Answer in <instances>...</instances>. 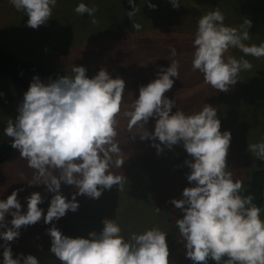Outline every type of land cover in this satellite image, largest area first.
Here are the masks:
<instances>
[{"label":"clouds","instance_id":"1","mask_svg":"<svg viewBox=\"0 0 264 264\" xmlns=\"http://www.w3.org/2000/svg\"><path fill=\"white\" fill-rule=\"evenodd\" d=\"M128 2L131 11L127 16L132 19L141 9L135 0ZM169 2L174 9L181 6L180 0ZM10 3L26 14L28 27L37 29L51 19L57 0ZM146 3L150 9L157 7L149 0ZM74 11L88 14L91 22L97 23L95 6L81 2ZM224 20L219 8L198 19L192 70L199 71L212 88L227 93L240 81L241 72L253 68L244 57L264 58V42L244 43L250 39L251 20L246 19L239 28L226 26ZM132 26L137 31L142 27L139 23ZM231 49H238L243 56L237 59L230 54ZM176 54L171 48V56ZM179 67L176 60L167 68L161 67L156 79L139 87L130 109L124 101V79L113 78L105 68L92 77L84 66H73L70 75L47 82L33 76L18 105V115L8 121L4 135L34 170L29 186L44 185L46 192L54 195L46 214L39 207L45 201L40 192L25 197L26 211L18 199L23 189L0 199L2 264H40L32 254L13 258L10 242L20 237L22 227L41 219L51 225L47 229L49 251L60 264H175L168 233L159 227L125 238L121 226L105 218L101 231H91L84 238L67 236L55 226L54 221L79 209L77 196L95 200L113 186L123 190L127 178L111 171L125 163L117 140L121 116L128 119L133 139L139 135L141 141H152L157 155L177 145L187 153L184 165L190 169L186 179L191 186L183 189L180 199L170 201L181 213L175 226L184 241L186 258L192 264H208L210 260L215 264H264V208L254 203V195H242V181L234 180L228 171L231 132L221 131L217 109L210 104L190 114L173 112L176 101L166 93L173 88V78L179 79ZM150 119L155 120L154 131L146 127ZM134 128L138 131L133 132ZM247 151L264 161V140L248 144ZM62 182L75 188L71 199L61 193Z\"/></svg>","mask_w":264,"mask_h":264},{"label":"rangeland","instance_id":"2","mask_svg":"<svg viewBox=\"0 0 264 264\" xmlns=\"http://www.w3.org/2000/svg\"><path fill=\"white\" fill-rule=\"evenodd\" d=\"M81 2L98 9L96 24L88 14L79 15L74 11ZM149 2L157 7L150 9L146 0H140L141 11L130 19L127 12L131 10L123 7L122 0H57L51 19L33 29L27 26L28 17L23 11L16 10L10 0H0V43L20 58L37 60L51 67L105 68L113 78L124 79V101L129 109L138 98L140 86L156 79L161 67L167 68L172 60L178 61L179 79L173 78V88L166 93L176 101L173 112L180 110L190 114L201 110L205 103L216 107L221 131L232 134L228 171L234 180L242 181L246 189L252 174L264 170V161L247 151L248 144L264 140V58L244 57L252 63L251 71L241 72L240 81L227 93L219 92L206 84L204 78L200 80L198 71L192 70L198 0H180L178 9H174L169 0ZM212 4L210 1L202 11L210 10ZM231 8L230 15L236 21L234 24H238L237 28L246 19L252 22L250 39L244 43L251 46L264 42V0H233ZM135 23L142 26L139 31L132 26ZM171 48L176 49L175 57L171 56ZM230 54L237 59L243 56L238 49H231ZM0 93V143H3L10 139L4 135V128L18 115L24 92L8 78L0 76ZM128 122L127 118L120 117L117 137L125 163L121 169L111 170L127 178L123 190L116 186L105 190L102 195L107 197L111 193L110 201L77 196L79 209L54 221L55 226L67 236L84 238L91 231H101L105 218L114 219L125 238L130 233L159 227L168 233L175 264H192L184 254V241L175 226L181 213L170 203L173 198L180 199L183 189L191 186L186 179L190 169L184 165L187 153L177 145L157 155L152 141H141L139 135L133 139ZM154 126L155 120L150 119L147 129L154 131ZM33 175L34 170L17 151L9 164L0 165V199H6L13 190L23 189L18 199L26 211L25 197L40 192L45 201L39 207L46 214L54 194L46 192L44 185L29 186ZM74 191L73 186L61 183V193L68 199ZM6 219L10 221L11 216ZM49 227L51 225L45 224L43 219L22 227L20 237L11 246L24 255L36 256L40 264H52L53 259L60 264L54 255L49 259L41 257L43 251L50 249ZM37 242L41 244H35ZM2 253L3 248H0V264Z\"/></svg>","mask_w":264,"mask_h":264},{"label":"trees","instance_id":"3","mask_svg":"<svg viewBox=\"0 0 264 264\" xmlns=\"http://www.w3.org/2000/svg\"><path fill=\"white\" fill-rule=\"evenodd\" d=\"M210 1H213V7L211 6L210 10H207L206 12L202 11L203 9H207L206 5ZM232 2L233 0H198V19L202 15L219 8V10L225 16L224 24L226 26L237 27L238 24H234L236 21L230 15ZM135 3L138 7L140 0H135ZM122 4L125 9L131 10L128 0H122ZM84 67L88 69L87 75L89 77L94 76L96 72L101 69L99 67L91 66ZM70 74L71 69L51 67L41 64L37 60L20 58L18 55L9 52V50L0 43V76L8 78L12 83L21 88L24 93L28 90L32 78L35 75H39L42 81L47 82L49 78L55 80L59 76ZM198 77H201L200 80H203V76L199 71ZM17 151L18 150L11 147L10 139L6 142L0 143V165L3 166L9 164L14 159ZM249 194L254 195V203H256L261 208H264V170L256 171L252 174L245 192L242 193V195ZM110 198L111 193H109L107 197L102 195L99 199H97V201H103V199L105 201H110ZM35 244L41 243L37 242ZM47 244L49 245L51 243ZM11 248L13 251V258H16L17 255L21 254V252L15 250L13 246H11ZM43 253L44 254H41V257L48 259L53 257V254H51L48 249L43 251ZM52 264H57L55 259H53ZM208 264H215V262L210 260Z\"/></svg>","mask_w":264,"mask_h":264}]
</instances>
